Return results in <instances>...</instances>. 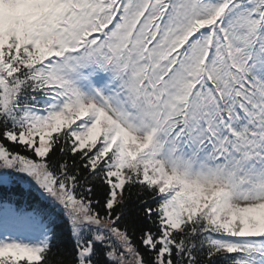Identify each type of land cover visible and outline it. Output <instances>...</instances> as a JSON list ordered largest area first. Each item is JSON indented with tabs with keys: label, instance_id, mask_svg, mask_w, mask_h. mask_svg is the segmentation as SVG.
<instances>
[{
	"label": "snow or ice",
	"instance_id": "snow-or-ice-1",
	"mask_svg": "<svg viewBox=\"0 0 264 264\" xmlns=\"http://www.w3.org/2000/svg\"><path fill=\"white\" fill-rule=\"evenodd\" d=\"M0 264H264V0H0Z\"/></svg>",
	"mask_w": 264,
	"mask_h": 264
}]
</instances>
